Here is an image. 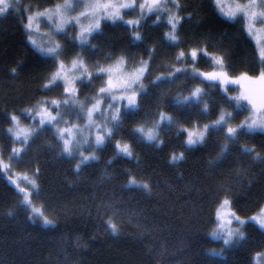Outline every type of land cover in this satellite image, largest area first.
<instances>
[{
	"label": "snow or ice",
	"instance_id": "obj_1",
	"mask_svg": "<svg viewBox=\"0 0 264 264\" xmlns=\"http://www.w3.org/2000/svg\"><path fill=\"white\" fill-rule=\"evenodd\" d=\"M207 3L213 15L223 18L221 23L239 24L253 41L254 59L245 69L231 67L229 51H210V35L195 38L185 30L188 22L203 21L183 0H49L46 7L23 8L21 0H0V15L15 12L31 54L44 65L40 94L25 107L0 110L8 125L7 147L0 143V175L14 186L17 207L29 220L56 226L55 213L50 216L43 203L36 205L39 166L31 174L17 171L27 166L30 150L42 139L41 147L66 161L75 176L99 164L103 151H111L105 169L118 160L139 165L137 146L160 149L165 135L180 143V151H170V164L211 142L215 155L205 161L206 168L215 171L232 159L229 173L241 185L252 186L251 167L264 166V0ZM110 27L127 35V45L118 51L94 42ZM201 63L210 70H202ZM25 70L24 60L17 59L9 75L15 79ZM174 87L180 91L170 97ZM257 137L259 146L253 143ZM125 174L122 191L152 193L149 181L131 169ZM213 194L207 235L222 246L208 249L207 255L224 261L227 250L248 241L247 228L264 235V203L245 216L236 208L231 188L220 185ZM120 212L113 200L97 204L107 234H120ZM14 214L13 209L6 213ZM144 231L151 229L145 225ZM250 264H264V246L252 254Z\"/></svg>",
	"mask_w": 264,
	"mask_h": 264
},
{
	"label": "trees",
	"instance_id": "obj_2",
	"mask_svg": "<svg viewBox=\"0 0 264 264\" xmlns=\"http://www.w3.org/2000/svg\"><path fill=\"white\" fill-rule=\"evenodd\" d=\"M189 11L198 14L186 24L195 38L210 35V51L230 52V65L243 70L254 59L253 42L241 32L239 24L221 23L212 13L207 0H183ZM21 4L49 6V0H21ZM158 35V33H157ZM107 50H119L127 45V35L119 27H110L94 41ZM17 59L24 60L26 70L12 79L10 67ZM200 67L208 71L209 66ZM44 65L31 54L24 30L15 13L0 17V110L27 106L30 98L38 96V85ZM179 88H172L174 96ZM219 99V93L213 92ZM55 95V93L50 94ZM7 121L0 118V143L7 147L4 129ZM162 148L137 146L139 165L134 161H116L107 169L105 161L111 151L100 152L99 164L75 176L66 161L58 160L37 140L29 152V163L18 172L40 168L41 196L37 207L45 205L47 214L56 220L55 227H42L27 218L19 197L4 175H0V264H250L252 254L264 246V235L247 228L248 241L242 247L225 252L226 260L207 255V250L222 246L207 235L212 227L214 192L220 185L232 189L236 208L241 215H251L264 203V166L253 165L251 187L241 185L229 173L234 163L229 159L212 171L205 161L215 155L212 143L208 147L187 153L178 164L168 162L170 151H180L176 138L165 135ZM253 143H262L259 137ZM264 151V149H262ZM125 169L149 181L152 193L123 190L127 182ZM108 179H105V176ZM113 200L121 205L117 218L120 234L104 231L96 215L99 201ZM14 210L13 216L6 213ZM138 213V215H137ZM147 225L151 232H145Z\"/></svg>",
	"mask_w": 264,
	"mask_h": 264
},
{
	"label": "rangeland",
	"instance_id": "obj_3",
	"mask_svg": "<svg viewBox=\"0 0 264 264\" xmlns=\"http://www.w3.org/2000/svg\"><path fill=\"white\" fill-rule=\"evenodd\" d=\"M60 2H62V0H60ZM25 5H28V4H21L20 6H21V8H23ZM43 7H45V5H44ZM9 13L13 14V13H15V12L10 11ZM9 13H8V14H9ZM8 14H7V15H8ZM3 16H5V15H0V17H3ZM252 42H253V41H252Z\"/></svg>",
	"mask_w": 264,
	"mask_h": 264
}]
</instances>
